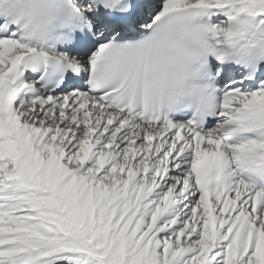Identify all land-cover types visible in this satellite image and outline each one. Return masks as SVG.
Listing matches in <instances>:
<instances>
[{
    "label": "snow or ice",
    "instance_id": "1",
    "mask_svg": "<svg viewBox=\"0 0 264 264\" xmlns=\"http://www.w3.org/2000/svg\"><path fill=\"white\" fill-rule=\"evenodd\" d=\"M0 264H264V0H0Z\"/></svg>",
    "mask_w": 264,
    "mask_h": 264
},
{
    "label": "clouds",
    "instance_id": "2",
    "mask_svg": "<svg viewBox=\"0 0 264 264\" xmlns=\"http://www.w3.org/2000/svg\"><path fill=\"white\" fill-rule=\"evenodd\" d=\"M192 102H193V103L195 102V98H192Z\"/></svg>",
    "mask_w": 264,
    "mask_h": 264
}]
</instances>
